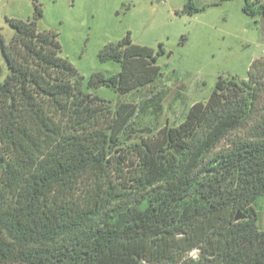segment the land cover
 Listing matches in <instances>:
<instances>
[{
    "label": "trees",
    "instance_id": "trees-1",
    "mask_svg": "<svg viewBox=\"0 0 264 264\" xmlns=\"http://www.w3.org/2000/svg\"><path fill=\"white\" fill-rule=\"evenodd\" d=\"M184 11L200 9L188 0ZM243 12L264 22L262 4L245 0ZM41 17L36 5L0 38V264H264L252 212L264 196V59L247 80L219 77L180 125L124 151L135 105L112 111L84 93L58 34L37 31ZM163 54L127 34L98 53L120 71L92 74L87 88L150 85Z\"/></svg>",
    "mask_w": 264,
    "mask_h": 264
},
{
    "label": "rangeland",
    "instance_id": "rangeland-1",
    "mask_svg": "<svg viewBox=\"0 0 264 264\" xmlns=\"http://www.w3.org/2000/svg\"><path fill=\"white\" fill-rule=\"evenodd\" d=\"M187 1L0 0V38L8 43L13 31L7 21H32L35 6L40 5L37 31L58 34L60 56L83 78L81 90L103 99L112 111L121 104L135 105L136 112L120 137L121 149L129 151L126 147L141 138L180 125L191 106L208 99L219 77L247 80L252 62L264 59L263 18L245 14V0H191L200 9L196 13L184 11ZM250 2L264 5V0ZM127 34L133 44L154 52L163 45L164 54L155 63L160 68L158 80L124 95L106 87L88 89L92 74L111 76L120 71L117 63H101L98 53ZM0 70L2 82L8 69L1 50ZM129 170L125 164L124 173ZM111 176L118 186L120 180L113 172ZM252 212L264 231V196Z\"/></svg>",
    "mask_w": 264,
    "mask_h": 264
},
{
    "label": "water",
    "instance_id": "water-1",
    "mask_svg": "<svg viewBox=\"0 0 264 264\" xmlns=\"http://www.w3.org/2000/svg\"><path fill=\"white\" fill-rule=\"evenodd\" d=\"M239 218L238 217H236V220H238Z\"/></svg>",
    "mask_w": 264,
    "mask_h": 264
}]
</instances>
